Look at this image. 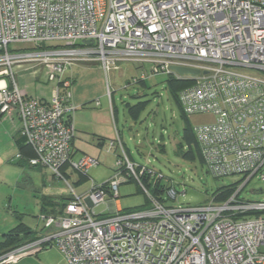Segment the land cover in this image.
Returning <instances> with one entry per match:
<instances>
[{
	"label": "built area",
	"instance_id": "obj_1",
	"mask_svg": "<svg viewBox=\"0 0 264 264\" xmlns=\"http://www.w3.org/2000/svg\"><path fill=\"white\" fill-rule=\"evenodd\" d=\"M23 43L33 47L10 48ZM120 61L149 63V75L187 81L177 93L179 105L186 116H213L191 128L206 170L239 176L231 194L218 200L219 191L201 205H167L142 182L147 176L153 187L161 175L131 162L119 136L106 142L122 152L113 175L97 184L88 177L99 160L74 157L75 107L65 71L87 62L107 72ZM23 64L45 66L48 79L57 80L48 101L17 84L14 67ZM172 66L197 73L179 74ZM0 113L19 120L20 136L33 151L26 163L69 187L58 213H41L43 230L0 254V264L50 247L67 264H264V202L238 199L252 178L264 181V0H0ZM65 169L88 178L89 190L77 195ZM130 179L147 208L117 206L119 185ZM165 193L173 200L178 195L167 185ZM106 202L109 215L94 213ZM247 214L258 215L240 218Z\"/></svg>",
	"mask_w": 264,
	"mask_h": 264
},
{
	"label": "rangeland",
	"instance_id": "obj_2",
	"mask_svg": "<svg viewBox=\"0 0 264 264\" xmlns=\"http://www.w3.org/2000/svg\"><path fill=\"white\" fill-rule=\"evenodd\" d=\"M33 47L32 44H12L11 49H24ZM95 66L98 71H84L79 65ZM95 64V65H94ZM15 79L17 84L31 96L49 98L51 90L55 87L57 80L48 79V71L45 66H31L23 64L15 66ZM78 69V70H77ZM73 71L77 80L88 82L91 88H97L101 77L105 86L103 99L108 101V90L114 102L116 112V126L121 141L129 160L139 166H144L159 173L162 183L171 186L178 193L176 199H169L165 194L162 198L167 205L195 206L206 203L216 192L226 188H237L239 176L214 177L201 162L194 144L191 145L192 157L184 154L189 150L183 138V129L186 122L190 126L204 124L213 121L211 114H194L184 116L178 104L175 102L168 76L165 74L149 75V63H143L139 67L137 62L120 61L104 73V69L98 63L84 64L75 62L70 65L65 74ZM141 73L146 77L131 83L133 78L140 79ZM148 75V76H147ZM7 80V78H5ZM69 90V88H68ZM94 103L98 97H94ZM139 104L138 117L134 118L128 111V106ZM94 149V148H93ZM81 149L74 153L77 158L82 154ZM89 153L90 150H83ZM94 151V150H92ZM97 152L93 153L94 157ZM113 152V153H112ZM121 151L116 148H108L107 143L100 151L99 164L91 167L87 175L95 184L108 180L114 173L117 156ZM15 156H13V159ZM30 179H18L19 174L11 173L1 177L0 180V251L11 244H3L5 233L22 224V227L32 229L36 232L43 230L41 220V206L43 197L50 195L54 200L60 196L69 195V187L61 180L56 179L51 172L41 167L29 168ZM66 179L72 185L77 195H82L90 188V180L80 179L76 174L68 175L65 169ZM183 192V195L181 193ZM238 199L243 201L264 202V181L256 177L252 178L239 192ZM108 201V200H107ZM117 206L123 211L144 209L148 207L146 197L139 184L130 179L122 183L118 188ZM94 213L100 216L109 215L110 208L106 203L93 207ZM258 214H247L240 218H252ZM259 215H264L260 213ZM31 234V233H30ZM23 242L25 235H21ZM3 244V245H2ZM5 245V246H4ZM8 245V246H7ZM17 264H67L62 255L54 247L44 248L34 255H26Z\"/></svg>",
	"mask_w": 264,
	"mask_h": 264
},
{
	"label": "crops",
	"instance_id": "obj_3",
	"mask_svg": "<svg viewBox=\"0 0 264 264\" xmlns=\"http://www.w3.org/2000/svg\"><path fill=\"white\" fill-rule=\"evenodd\" d=\"M82 63L91 65V63L87 62ZM79 67H83L81 68L83 70L82 72L98 71L100 72L99 75L101 76L100 69L95 66L80 64ZM70 73L71 77L68 73H66L65 76L71 79V84L69 87L71 94L70 103L75 107V110L71 114L75 129L74 138L71 145L74 153L81 149L80 152L82 154L84 153L94 156L93 153L97 152L98 150L99 152L96 156L98 158L101 155L100 151L103 149L105 143L109 139L119 136L118 131L115 129L116 108L111 97L107 102H105L103 99L105 95V86L102 77L98 87L94 89L91 88V85L88 84L86 80L81 81L82 78L77 80L76 78L78 77L73 74V71H70ZM35 97L41 98L44 101H48L50 98L40 96ZM94 97L99 98L96 100L98 101V105L91 103L92 100H94ZM19 137L20 123L17 117L15 115L0 113V175L2 176L4 174V176H7L8 173H11L16 177V174H19L18 179L23 177L21 179L23 181L30 179L28 176L29 171H27V167L32 168L33 166H29L24 159V157H26L29 153L26 149L21 150L19 148L17 143V139ZM99 142L102 143L99 144ZM83 150L90 151L89 153H86ZM18 153L21 154V158H16V154ZM13 156H15L14 159ZM34 168L42 169L37 166H34ZM1 178L2 179L0 180H5L3 179L4 177Z\"/></svg>",
	"mask_w": 264,
	"mask_h": 264
},
{
	"label": "trees",
	"instance_id": "obj_4",
	"mask_svg": "<svg viewBox=\"0 0 264 264\" xmlns=\"http://www.w3.org/2000/svg\"><path fill=\"white\" fill-rule=\"evenodd\" d=\"M42 47L45 48V47H47V45H43ZM30 48H32V47H30ZM30 48H24V49H30ZM141 81H143V80H141ZM168 82H169V85H170L171 94H172L175 102L178 104L179 108L181 109V107L179 105V102H178V99H177V93H178V91L181 88H183L187 84V81H184V80H181V79H176V78H174L172 76H168ZM139 109H140L139 104H137V105L134 104V105L128 106V111L131 113V115L134 118L138 117ZM182 114L184 116H186L183 112H182ZM183 138H184V140L187 143L188 148H189V150L184 155L187 156V157H192L193 156V151L191 149V145L194 144L195 147H196V150H197V154H198V156H199V158L201 160V156H200V153H199V148H198L195 136L193 134L191 126L187 122L185 124L184 129H183ZM100 141H102V140H100ZM17 143H18L19 148L21 150L22 149H26L28 151V153H29L26 157H24V154H23V157H24L25 160L28 157L33 156V151L28 147V145H26L24 143V138L22 136H20L17 139ZM101 143L102 142H99V144H101ZM201 162H202V160H201ZM37 167H40V166H37ZM79 178L85 180V178H82V177H79ZM142 182L144 183L145 186L150 188L151 192L159 200H163L162 194H163V190H164L165 184H163L162 182L157 181L153 187H150V184L148 182V177L147 176H142ZM231 192H233V188H226V189L220 191V195L217 197V199L218 200H222V199L226 198L229 194H231ZM66 200H68V195L60 196L59 199H57V200H54L53 197L50 196V195H46V196L43 197V203H42V206H41V212L45 211L46 213L56 214V213H58V211H60L62 206L65 204ZM35 233H36V231H34L32 229H29V228H24V227H22V224L20 223L19 225L14 227L12 230H10L8 233H5L3 235L5 237V240H4L3 244H6L7 242H9V244H11V245L9 247H7L6 249L0 251V254L6 252L7 250H9V249H11L13 247L18 246L19 244H21L23 242H27V241H30V240L34 239L36 237ZM23 234L25 235V237L23 238L24 241L20 242V240H21L20 236L23 235Z\"/></svg>",
	"mask_w": 264,
	"mask_h": 264
},
{
	"label": "water",
	"instance_id": "obj_5",
	"mask_svg": "<svg viewBox=\"0 0 264 264\" xmlns=\"http://www.w3.org/2000/svg\"><path fill=\"white\" fill-rule=\"evenodd\" d=\"M85 43H91V41H85ZM172 69L178 72L179 74L184 73H197L196 69L188 68V67H182V66H172Z\"/></svg>",
	"mask_w": 264,
	"mask_h": 264
}]
</instances>
